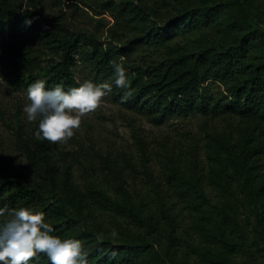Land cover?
<instances>
[{"label": "trees", "instance_id": "1", "mask_svg": "<svg viewBox=\"0 0 264 264\" xmlns=\"http://www.w3.org/2000/svg\"><path fill=\"white\" fill-rule=\"evenodd\" d=\"M177 1L161 11L156 1L99 0L114 18L102 40L103 19L92 17L90 29L47 11L86 0H0V74L26 92L41 79L48 89L78 87L82 64L112 85L116 100L155 122L200 113L224 123L200 146L149 149L135 133L145 187L134 180L133 153L98 152L99 169L84 166L79 183L70 150L19 126L27 163L0 151V209L43 211L52 235L82 242L88 264H254L248 256L264 252V5ZM113 62L130 88L115 85ZM211 82L221 86L215 94ZM29 264L51 262L40 254Z\"/></svg>", "mask_w": 264, "mask_h": 264}, {"label": "rangeland", "instance_id": "2", "mask_svg": "<svg viewBox=\"0 0 264 264\" xmlns=\"http://www.w3.org/2000/svg\"><path fill=\"white\" fill-rule=\"evenodd\" d=\"M86 1L88 2L86 4L76 2L77 6L72 7L48 6L47 11L53 16L64 15L69 21L85 25L90 29L95 27L94 19H103L106 25L99 28L98 32L102 40H107L108 27L114 23L111 12L100 8L99 0ZM152 1L158 3L161 11L174 9L178 2L177 0H146L147 3ZM256 1L264 5V0ZM75 75L81 83L92 81L99 84L82 64L77 65ZM206 88L209 94H215L221 86L211 82ZM27 103H29L27 92L16 86L8 75L0 74V151L6 154L15 165L27 163L26 156L18 144L19 126L25 135H32L38 128V121H29L27 114L23 111ZM223 124L221 119L213 120L200 113L189 116L173 115L158 123L145 114L128 108L108 94L94 112L82 117L81 125L79 129L74 130L71 139L55 144L58 149L71 151L67 161L71 164L74 176L79 183L84 182V166L92 162L96 169H99L98 152H109L114 155H119L123 151L133 153L139 170L134 180L138 186L145 187L147 179L138 158L135 133L142 135L149 149H163L165 144L169 148L183 147L190 142L200 146L208 130ZM150 166L155 178L163 181V168L159 160L153 158ZM247 259L254 264H264V252L255 253L253 258L248 256Z\"/></svg>", "mask_w": 264, "mask_h": 264}, {"label": "clouds", "instance_id": "3", "mask_svg": "<svg viewBox=\"0 0 264 264\" xmlns=\"http://www.w3.org/2000/svg\"><path fill=\"white\" fill-rule=\"evenodd\" d=\"M30 23V21H29ZM123 60V58H121ZM114 83L128 89L130 82L122 66L113 62ZM112 91V85L84 81L67 91L62 85L52 89L45 80H36L27 88V103L23 109L29 121H39L35 133L38 139L51 143L67 142L79 129L82 117L94 112ZM131 92L121 98L126 101ZM0 264H29L45 254L51 264H88L87 253L78 239H62L52 235L53 227L46 221V214L30 206L11 210L0 209ZM112 235L115 237L116 232Z\"/></svg>", "mask_w": 264, "mask_h": 264}]
</instances>
